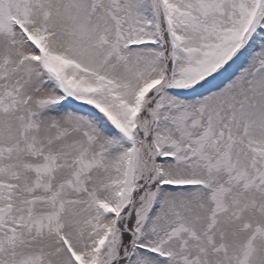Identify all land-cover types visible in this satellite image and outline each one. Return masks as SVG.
Wrapping results in <instances>:
<instances>
[{"label": "snow or ice", "instance_id": "1", "mask_svg": "<svg viewBox=\"0 0 264 264\" xmlns=\"http://www.w3.org/2000/svg\"><path fill=\"white\" fill-rule=\"evenodd\" d=\"M0 264H264V0H0Z\"/></svg>", "mask_w": 264, "mask_h": 264}]
</instances>
